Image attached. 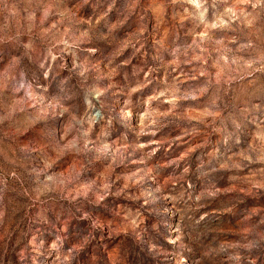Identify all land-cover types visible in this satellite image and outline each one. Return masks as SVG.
I'll return each instance as SVG.
<instances>
[{
    "label": "clouds",
    "instance_id": "obj_1",
    "mask_svg": "<svg viewBox=\"0 0 264 264\" xmlns=\"http://www.w3.org/2000/svg\"><path fill=\"white\" fill-rule=\"evenodd\" d=\"M0 264H264V0H0Z\"/></svg>",
    "mask_w": 264,
    "mask_h": 264
}]
</instances>
